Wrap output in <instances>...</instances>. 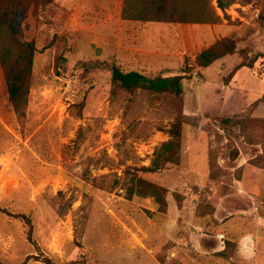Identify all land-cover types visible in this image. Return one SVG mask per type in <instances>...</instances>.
Here are the masks:
<instances>
[{
    "label": "rangeland",
    "instance_id": "rangeland-1",
    "mask_svg": "<svg viewBox=\"0 0 264 264\" xmlns=\"http://www.w3.org/2000/svg\"><path fill=\"white\" fill-rule=\"evenodd\" d=\"M23 4L13 26L36 53L21 120L0 68V264H264V0L215 7V23L121 29L101 21L102 7L74 20L68 0ZM221 38L234 52L197 67ZM111 64L191 79L179 97L131 94L112 83ZM174 120L178 163L141 172ZM132 174L165 189V213L151 197L126 198Z\"/></svg>",
    "mask_w": 264,
    "mask_h": 264
},
{
    "label": "trees",
    "instance_id": "trees-1",
    "mask_svg": "<svg viewBox=\"0 0 264 264\" xmlns=\"http://www.w3.org/2000/svg\"><path fill=\"white\" fill-rule=\"evenodd\" d=\"M34 3V0H28ZM249 0H123L122 18L133 21L175 23V24H206L219 20L215 7L222 12L231 4L247 3ZM215 3V5L212 4ZM26 6L23 0H0V68L6 95V105L18 120L25 117L28 96L33 75L34 55L36 47L33 40H21L13 26L16 12L25 17ZM235 41L231 38H221L199 51L195 63L199 68H207L225 55L233 53ZM60 62H65L62 56ZM246 66L241 62L236 65L228 77L240 68ZM110 78L117 87L133 94L137 91L147 93H169L179 97L182 83L191 79L189 72L171 76L147 77L136 70L123 72L118 66H109ZM80 102V108L83 107ZM168 139L162 142L153 152L148 167H142L141 172H155L166 164H176L179 161L181 141V122L174 120L167 129ZM125 195L128 200L133 196L151 197L158 206V212H166L165 189L144 180L139 174H132L126 185ZM11 215V214H8ZM230 245L228 240L225 246ZM223 250L218 252L220 259L229 261L232 255ZM44 264H52L45 259Z\"/></svg>",
    "mask_w": 264,
    "mask_h": 264
},
{
    "label": "crops",
    "instance_id": "crops-1",
    "mask_svg": "<svg viewBox=\"0 0 264 264\" xmlns=\"http://www.w3.org/2000/svg\"><path fill=\"white\" fill-rule=\"evenodd\" d=\"M68 2H69L70 7H71L70 13H71V16H73L74 20H76V18H78L79 14L81 12L84 14H90V12L91 13H93V12L99 13L101 7L103 8L104 11L108 10L107 12H109L108 16L104 17L101 20L102 22H107L113 17L116 19V24L113 28H120L121 29L124 21L127 20V19H123L122 14H121L123 0H68ZM88 5L92 6V9L88 10V8H87ZM113 6H114V8H113ZM91 20H90V22H92ZM83 21H87V20L83 18ZM101 21H99V20L94 21L95 24H92L91 27L95 26L96 24L100 23ZM129 21H133V20H129ZM151 23H156V22H150V24ZM163 53H166V51H164ZM154 57L158 58V61H160V62H165V61H167L168 57H170V56H154ZM240 165H242V164H240ZM247 167L249 168L248 164H246V169H248ZM258 175H259L258 178L261 177L260 174H258ZM256 181H258V180H256ZM246 194L251 196V194L248 192H246ZM242 226H243V222H242ZM242 226H241V228H242ZM238 227L240 228V226H238ZM247 236H248L247 232L244 231V229L241 231L239 230L237 233V238L239 240L238 244H242L244 242L245 246H247V241H246ZM243 250L247 251L245 247Z\"/></svg>",
    "mask_w": 264,
    "mask_h": 264
}]
</instances>
